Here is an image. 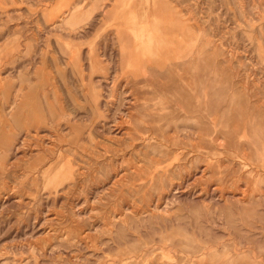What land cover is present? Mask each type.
Segmentation results:
<instances>
[{
	"label": "rangeland",
	"instance_id": "obj_1",
	"mask_svg": "<svg viewBox=\"0 0 264 264\" xmlns=\"http://www.w3.org/2000/svg\"><path fill=\"white\" fill-rule=\"evenodd\" d=\"M0 264H264V0H0Z\"/></svg>",
	"mask_w": 264,
	"mask_h": 264
},
{
	"label": "bare ground",
	"instance_id": "obj_2",
	"mask_svg": "<svg viewBox=\"0 0 264 264\" xmlns=\"http://www.w3.org/2000/svg\"><path fill=\"white\" fill-rule=\"evenodd\" d=\"M141 18V17H140ZM159 21V20H158ZM159 24V23H158ZM121 36V35H120ZM124 38V37H123ZM122 41V40H121ZM124 41V40H123ZM131 43V42H130ZM129 44V43H128ZM121 45V44H120ZM128 49V48H127ZM130 50V49H129ZM127 50L125 51L124 49H122V55H123V57L124 58H126V56H127ZM149 58H151V57H148V59ZM150 61V60H149ZM153 61V60H152ZM154 62V61H153ZM140 63V62H139ZM123 64H126V67L128 66L129 67V65L130 66H132L133 68L135 67V66H139L140 67V71H141V73L142 74H145V72H147V69H146V71H145V69L144 68H142L141 67V63H140V65L138 64V65H136L134 62H129L128 64L127 63H125V62H123ZM147 75V74H146ZM134 77H138V76H136V75H134ZM149 77V76H148ZM147 77V78H148ZM128 78V77H127ZM130 79V78H129ZM144 80L146 81V79L144 78ZM129 82V81H128ZM138 82H140V81H138ZM137 83V82H136ZM53 86V85H52ZM94 94V95H93ZM93 94H91V96H92V99L94 100V102L96 103V101H97V99H98V94L97 93H93ZM100 106V105H99ZM50 117H55V113L51 110V112H50ZM128 117V116H127ZM129 118H130V116H129ZM59 123V122H58ZM57 129V128H56ZM91 138V137H90ZM83 140V139H82ZM81 142V141H80ZM55 147V146H54ZM50 148V147H49ZM52 149V148H51ZM73 149V148H72ZM71 149V150H72ZM46 150H49V149H46ZM79 151V150H78ZM85 151V150H84ZM49 152H50V150H49ZM67 152V151H66ZM53 153V152H52ZM69 154V153H68ZM75 155V154H74ZM78 155V154H77ZM73 156V155H72ZM54 157H55V155H54ZM51 158V157H50ZM65 158V157H64ZM72 158V157H71ZM75 158V157H74ZM66 159V158H65ZM64 159V160H65ZM54 160V159H53ZM59 160V159H58ZM56 161V163H54V164H52V165H50V166H48L45 170H44V176L45 177H47V179H48V182L50 183V184H54V183H57V182H59L60 184H62V183H65V182H68V181H70L71 180V178H72V175H71V168H70V165H69V163H67V162H63V161ZM71 160V159H70ZM67 161V160H66ZM69 161V160H68ZM75 168V167H74ZM52 171H54L53 173H52V175L50 176V174H47L48 172H52ZM73 171V170H72ZM80 174V173H79ZM81 175V174H80ZM49 177V178H48ZM47 182V181H46ZM72 182V181H71ZM75 183V182H74ZM73 183V184H74ZM76 184V183H75ZM74 184V185H75ZM59 185V184H58Z\"/></svg>",
	"mask_w": 264,
	"mask_h": 264
}]
</instances>
